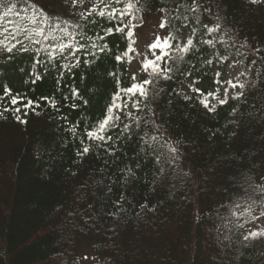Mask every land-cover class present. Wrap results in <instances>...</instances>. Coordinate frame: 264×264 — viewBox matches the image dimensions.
Segmentation results:
<instances>
[{"label":"trees","instance_id":"trees-1","mask_svg":"<svg viewBox=\"0 0 264 264\" xmlns=\"http://www.w3.org/2000/svg\"><path fill=\"white\" fill-rule=\"evenodd\" d=\"M198 3L203 7L193 13L189 10L192 0H139L136 15L143 23L158 12L161 19L168 16L167 30L180 42L193 37L196 48L178 63L182 72L191 71V75L174 74L172 80H161L156 88L162 91L150 105L151 111L143 105L141 112L131 109L133 117L140 119L139 128L121 114V124L132 128L131 138L115 139L118 130H114L109 133L113 141L96 147L84 131L104 119L119 89L134 82L130 64L138 55L131 54V63L115 60L126 41L119 34L96 39L110 25L95 14L82 20L79 12L91 7L87 0L83 7H73L70 0H0V14L12 10L7 17L12 21L10 30L15 31L16 25L35 28L29 17L39 21L37 12L42 10L54 20L69 21V32L74 31L72 25H83L88 39L74 34L65 37V42L79 41L95 53L85 55L81 50L80 63L69 71L59 53L54 52L51 60L44 53L37 56V50L46 48L48 41L33 34L32 40L39 39L41 44L29 45L21 31L17 38L32 50L20 51L17 44L12 53L0 57V95L7 87L39 104L22 117L27 122L20 123L11 110L3 111L11 108L7 98L0 103V264H79L81 241L89 243L98 264H204V258L210 264H264V237L243 239L257 220L250 219L247 212L240 214L247 207L248 183H264V4L250 0ZM178 5L182 7L177 13ZM161 8L167 11L161 12ZM176 14L181 21L188 17V27L176 31L181 23L172 19ZM204 24L221 26L214 34L215 47L201 43L210 38ZM41 26L47 31V25ZM80 31L75 29V33ZM185 31L188 38L182 37ZM221 39L227 48L219 43ZM92 42L107 44V48L103 52L99 47L93 49ZM257 48L259 54L254 52ZM237 49L247 57L238 56ZM217 53L229 55V59L220 63ZM34 57L43 63L35 64ZM209 59L213 60L211 66L206 63ZM253 59L257 61L254 65ZM234 60L242 61L235 66L239 73H247L239 79L256 81L257 86L244 90L246 103L229 99L215 112L207 111L188 85L197 80L195 87L199 88L205 79L201 90L215 91L216 76L208 80L207 71L216 65L223 80L224 67ZM141 71L145 74L142 80L149 78L142 67ZM37 74L41 79L32 83ZM73 89L78 97H72ZM223 96L220 87V98ZM153 119L160 125L159 132L144 123ZM154 135L161 143L168 141V146L179 149L177 161L156 162V154L140 139ZM85 145L90 151L81 157L77 153ZM105 148L114 151L109 154ZM254 198L259 201V194ZM236 203L241 209L234 207ZM262 210L257 202L251 215L258 216Z\"/></svg>","mask_w":264,"mask_h":264},{"label":"snow or ice","instance_id":"snow-or-ice-1","mask_svg":"<svg viewBox=\"0 0 264 264\" xmlns=\"http://www.w3.org/2000/svg\"><path fill=\"white\" fill-rule=\"evenodd\" d=\"M86 0H70V3L73 7L79 5L83 7ZM88 3L91 4V7L80 11L79 15L84 21H88V18L95 14L96 16L106 20L110 26L105 27L103 29L104 35H97L96 39L104 40L105 36L111 37L113 35H121L123 39L126 41V48L121 52L120 55L115 56V60L119 63H124L127 61L131 63L132 59L134 58L133 53L139 55V52L135 48V44L137 43L136 40V29L140 27L143 23V18L138 17L136 12L139 9L136 5L139 3V0H87ZM252 4H264V0H250ZM115 5H122V7H116ZM182 5L177 6V13L179 12V8ZM203 7L202 4L198 3V0H192V4L190 7V11L193 13H198L200 9ZM135 10V11H134ZM161 12H166L167 10L164 8L160 9ZM12 10L8 9L7 11L0 14V51L12 53L14 49H16L17 44H20V51L29 52L31 51V47L25 46L23 41L17 38L19 32L23 31L25 33V38L29 40V45L31 44H41L39 39L32 40V35L34 34L36 37H43L45 41H48V46L41 47L37 50V56L40 53H44L48 56L49 60L54 58V52L60 54V58L65 59L67 63L63 65L64 67L68 68L69 71L77 64L80 63L79 54L81 50H84L85 55H95L94 52L88 50V46L86 44H82L79 41H76L75 44H69L65 42V37L80 35L83 39H88L87 34L83 32V25L76 23L72 25L73 32H69V21H60L59 18L55 20L44 13L42 10L37 12V15L41 17L39 21H37L36 16L29 17L31 23L36 25L35 28L28 30L22 28L20 25L15 26V31L10 30L8 25L12 24L11 20H8L7 17L11 14ZM204 12H211L210 8H204ZM19 16V13L16 14ZM176 21H181V17L179 14H176L172 17ZM135 21V22H134ZM188 17L184 16L183 20L180 23V27L176 28V31H180L181 28L188 27ZM91 23H97L96 21H91ZM196 23H200L199 16L196 17ZM61 24L64 27H61ZM41 25H47V31ZM170 27V20L168 16L162 17L159 29L164 30ZM220 25L215 24L213 26H209L207 24L203 25V28L206 29V35L209 36V39H202L201 43L207 44L211 47H215V40L216 33L220 32ZM75 29H80L79 33H75ZM196 28L192 29L193 36L196 34ZM59 33V36L57 35ZM224 35H227L225 33ZM230 38V37H229ZM56 41H59L58 43ZM219 43L223 44L225 48L228 47L227 42L223 39L219 41ZM99 47V51L103 52L107 48V44L104 46H98L97 43L92 42L91 48L95 49ZM148 53H150L151 58H149L148 54L144 55V58L141 63V67L144 72L148 73L149 78H146L142 81L136 82L137 77L135 74L132 75L131 79L134 81L131 86L126 88H121L117 93L114 94L112 104L109 106L107 110V114L105 115L104 119L100 121L98 124L92 126L89 129H85L84 135L88 141L95 143L96 147H104L105 145L109 144V142L114 140L113 135L109 134L114 130H118L115 139H119L125 135L131 138L132 128L128 123L121 124V114L124 115L126 119H133L136 127H140V119L133 117V112L131 109H135L136 112H141L143 109L141 105L145 108H148L151 111L150 105L156 100L157 96L159 95V91L156 88V85L161 81H169L174 79V74L180 76H190L191 71L182 72L178 66V63L183 61L186 56L190 55L191 52L196 48V44L194 42L193 37H189L186 41L180 42L173 32H168L167 34L161 36L160 34H156L154 40L147 46ZM243 47V45L241 46ZM261 51L260 48L254 49L256 54H259ZM175 52H179L182 55L176 56L174 55ZM67 53L68 55L65 56L64 54ZM219 55L220 63H224L229 59V55ZM238 56H245L247 57V53H241L237 49ZM264 60V57H261ZM35 64H42L43 61L40 59H36L34 57ZM75 61V64H73ZM256 60L253 59L251 64H256ZM206 63L211 66L213 64V60L209 59ZM242 63L240 60H234L231 67H235L236 64ZM35 64L33 66H35ZM250 71V68H249ZM114 75V74H113ZM246 72H241L235 78H229L227 81L221 80L220 72H216L215 76L216 79L214 83L218 85L215 91L210 92H203L200 88L195 87L197 80H193L192 83L188 85L189 89L198 94L200 98V103L202 106L209 112H215L217 106H223L228 103L229 99L231 100H240L242 103H246L245 97V89L248 88H255L256 81L247 80L241 81L239 76H246ZM41 79L40 75H36L35 79L32 80V83H35L37 80ZM226 85V86H225ZM220 87H223L224 96L220 98ZM236 89H240V91H236ZM231 90V94H230ZM123 93V95H121ZM151 94V99H150ZM179 94V93H178ZM72 97H78L79 92L75 89L72 90L71 93ZM7 98L8 104L11 106L5 107L3 109L4 112L11 110L15 115V118L20 123H26L27 121L23 119V116H27L29 111H35V108L39 106L38 101L30 99L26 94L15 93L13 94L10 88L5 87L3 94L0 95V103H3ZM190 97L185 96V99H189ZM40 99L48 101V97H41ZM68 99V97H65ZM119 101V103H117ZM216 101V104L212 102ZM52 107H55V101H51ZM77 105L72 104L71 107L75 108ZM127 110V111H126ZM237 111L236 108L232 109V113L235 114ZM0 115H3V112H0ZM155 113L153 112V116ZM145 124H151L157 132L160 130V125H157L155 120H145ZM75 129V126L73 130ZM147 136V133H145ZM142 145H146L147 149H151V152L156 154V162L159 164L163 159L165 163L172 164L179 159V149L177 147L168 146V141H164L163 143L160 142L159 136H151L149 139H145L143 136L140 137ZM155 142V144H153ZM83 144L84 142L81 141ZM167 147V151L165 152L164 149ZM109 154H111L114 149L112 148H105ZM90 151V147L85 145L82 147V150L77 154L79 156H84L88 154ZM163 172L164 169L161 168ZM131 173V170H129ZM264 180V178H262ZM109 192H111V186H109ZM250 190V191H249ZM259 194V201L254 197ZM121 200L124 199L123 195L120 198ZM251 201V203H248ZM259 202L262 209H264V183L256 184L254 181L248 183V189H246V200L245 203L247 207L243 208L241 211V215L244 212L249 213L250 219L252 220H261L264 218V210L260 212L258 216L251 215L253 211V205ZM118 206L120 205V201L115 202ZM236 209H241V204L236 203L234 205ZM120 210L123 211L124 209L122 206ZM234 216L236 212L232 213ZM243 227V225H239ZM264 237V228L249 231L246 235L243 236L245 241H249L250 239H257ZM87 257H85L86 259Z\"/></svg>","mask_w":264,"mask_h":264},{"label":"rangeland","instance_id":"rangeland-1","mask_svg":"<svg viewBox=\"0 0 264 264\" xmlns=\"http://www.w3.org/2000/svg\"><path fill=\"white\" fill-rule=\"evenodd\" d=\"M160 21H161L160 14H158V12H155L147 16L144 23L136 29V39H137L136 49L139 52V55L137 61H133L130 64V72L131 75L133 74L136 75L138 81L142 80L145 77V74L141 71V63L144 58V55L148 54L149 58H151L150 53H148L147 46L154 40L156 34H160L161 36H163L168 33L167 28L164 30L159 29ZM182 37L188 38L189 32L185 31L184 34H182ZM1 56H4V53H2ZM216 70H217V66L214 65L212 68H210L207 71L206 75L209 76L208 80L210 78L212 79L215 78V73L217 72ZM238 74H239V69L227 65L223 69V80L227 81L229 78H235L238 76ZM205 81L206 80L203 79L202 84L199 83L200 89H202L203 83ZM263 226H264V221L257 220L250 227V231H253L255 229H260ZM77 254H78L79 264H98L97 255L95 254L89 243L86 241H81L79 243ZM85 257L87 258L85 259ZM204 264H210L209 259L204 258Z\"/></svg>","mask_w":264,"mask_h":264}]
</instances>
